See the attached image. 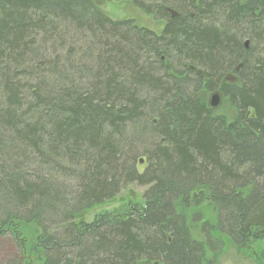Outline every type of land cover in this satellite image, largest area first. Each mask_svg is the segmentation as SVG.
<instances>
[{
	"label": "trees",
	"instance_id": "obj_1",
	"mask_svg": "<svg viewBox=\"0 0 264 264\" xmlns=\"http://www.w3.org/2000/svg\"><path fill=\"white\" fill-rule=\"evenodd\" d=\"M101 1L0 0V264H216L217 235L264 241V0H112L159 32ZM132 185L141 203L82 219Z\"/></svg>",
	"mask_w": 264,
	"mask_h": 264
},
{
	"label": "rangeland",
	"instance_id": "obj_2",
	"mask_svg": "<svg viewBox=\"0 0 264 264\" xmlns=\"http://www.w3.org/2000/svg\"><path fill=\"white\" fill-rule=\"evenodd\" d=\"M99 9L105 12L109 17L115 20H133L139 27H147L160 31V23L155 21L152 17L146 16L142 11L137 9L130 2H113L112 0H104L97 3ZM213 93H202V99L211 104L213 100ZM214 112L217 115H222L229 120L233 119L236 115L235 110L230 105L229 101L221 97L219 99V105L214 108ZM145 161H142L138 165L139 172H143L145 169ZM145 188L138 185H132L128 189L122 191L118 197L109 201L103 206L92 209L86 212L82 219L91 222L97 215L102 213H114L122 214L129 208V205L135 203H141L143 201V194ZM201 212L205 221L215 223L216 211L207 204L202 207L190 211L188 213L189 226L193 232V236L196 239H203L200 233L201 223L193 222L194 213ZM25 236H29L30 230L23 229ZM217 238L224 242V249L217 257L216 264H264V241L253 243L249 249L239 251L231 242V240L222 235H217ZM1 250H4L3 246H0ZM1 252V251H0ZM211 258V255L208 254ZM26 264H42L35 256H28Z\"/></svg>",
	"mask_w": 264,
	"mask_h": 264
},
{
	"label": "water",
	"instance_id": "obj_3",
	"mask_svg": "<svg viewBox=\"0 0 264 264\" xmlns=\"http://www.w3.org/2000/svg\"><path fill=\"white\" fill-rule=\"evenodd\" d=\"M219 96L216 94V95H214V97H213V100H212V102H211V106L213 107V108H216L218 105H219Z\"/></svg>",
	"mask_w": 264,
	"mask_h": 264
}]
</instances>
